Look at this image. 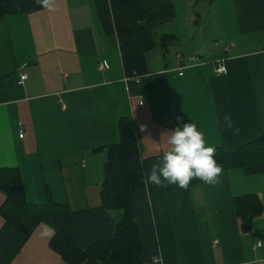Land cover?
<instances>
[{"label":"crops","instance_id":"crops-1","mask_svg":"<svg viewBox=\"0 0 264 264\" xmlns=\"http://www.w3.org/2000/svg\"><path fill=\"white\" fill-rule=\"evenodd\" d=\"M170 1L174 10L175 2L193 7L185 34L162 33L177 38L173 60L147 53L138 83L125 82L118 44L104 35L92 0H55L52 10L0 18V169L18 170L28 203L67 205L81 248L112 234L118 212L103 209L99 193L122 117L139 130L142 159L168 150L177 116L226 153L264 134V0ZM221 59L226 72L218 75L213 63ZM222 169L214 186L163 192L145 183L135 194L136 264H264V173ZM251 194L262 214L243 232L233 199ZM4 200L0 192V208ZM41 225L25 236L0 214V264H68Z\"/></svg>","mask_w":264,"mask_h":264},{"label":"trees","instance_id":"trees-1","mask_svg":"<svg viewBox=\"0 0 264 264\" xmlns=\"http://www.w3.org/2000/svg\"><path fill=\"white\" fill-rule=\"evenodd\" d=\"M212 1V0H208ZM100 27L107 38L116 40L126 78L147 74L145 56L155 47L156 30L175 17L170 0H92ZM34 0H0V18L14 14H32L42 10ZM174 35L158 36V48L165 59L175 45ZM118 140L106 148L107 157L100 185L101 207L118 212L111 237L103 242L81 248L74 239L72 211L67 205L47 201L43 205L28 203L24 197L21 176L17 169H0V192L5 196L0 214L5 222L31 235L43 223L56 231L49 248L68 264H83L92 260L100 264H136L141 252L137 223L131 213L135 194L145 188L146 174L163 154L142 159L138 151L140 133L131 120L122 117L116 126ZM217 163L226 169H241L245 174L264 173V134L234 152L215 148ZM202 181L193 179L189 185ZM150 183V182H149ZM163 192L179 190L176 185L156 186ZM235 217L243 232L251 229L254 219L262 214V204L256 195L233 199Z\"/></svg>","mask_w":264,"mask_h":264},{"label":"clouds","instance_id":"clouds-1","mask_svg":"<svg viewBox=\"0 0 264 264\" xmlns=\"http://www.w3.org/2000/svg\"><path fill=\"white\" fill-rule=\"evenodd\" d=\"M34 2L48 10L55 7V0H34ZM176 119L178 126L167 133L169 148L158 163L151 165L145 182L163 188L176 185L185 191L189 189L193 179H199L207 185L218 184L223 169L214 158L215 148L205 146V135L198 130L196 123L180 125L182 117L177 116ZM224 124L229 129L233 128L230 116L225 115ZM141 130H144V126ZM235 131L238 133L239 129L236 128ZM40 227L41 237L50 238L55 234L56 229L50 224L43 223Z\"/></svg>","mask_w":264,"mask_h":264},{"label":"rangeland","instance_id":"rangeland-1","mask_svg":"<svg viewBox=\"0 0 264 264\" xmlns=\"http://www.w3.org/2000/svg\"><path fill=\"white\" fill-rule=\"evenodd\" d=\"M186 1H190V0H186ZM193 2H197L196 0H192ZM203 1H207V0H203ZM186 3V2H185ZM199 5L203 6V3L200 2ZM192 6H190L188 9L183 5H179L178 2H175V20L172 23L169 24H163L162 26H160L157 30H156V34L154 36V40H155V47L154 49L150 52L149 57H153V55H157L159 54V48H158V36L161 35L162 33H170L172 31L178 33H181V37L184 36L185 34V30L186 28L183 26V23H185V19H187L188 15L190 12V10H192L191 8ZM201 7V6H200ZM192 12V11H191ZM181 21V22H180ZM176 48H178V45L175 44L172 47H170L168 49V52L166 54V59L171 61L173 60V56L175 54Z\"/></svg>","mask_w":264,"mask_h":264},{"label":"built area","instance_id":"built-area-1","mask_svg":"<svg viewBox=\"0 0 264 264\" xmlns=\"http://www.w3.org/2000/svg\"><path fill=\"white\" fill-rule=\"evenodd\" d=\"M225 52H226V53H229V52H230L229 48L226 47V48H225ZM176 58H177V59H180L181 56H180L179 54H177V55H176ZM224 61H225V59H221V60H218V61H216V62L213 63L214 71H215L216 74H218V75H222V74H224V73L226 72V68H225V66H224ZM98 69H99V70H103V69H104L103 65H99V66H98ZM26 79H27L26 74H24L23 72L20 73V74H19V77H18L17 85H18V86H22V85L24 84V82L26 81ZM138 81H139V77H131V78H126V79H125V82H134V83H138ZM139 104L141 105L142 103L139 102ZM259 247H260V244L257 243V244L253 247V249H254V250H257ZM256 264H259V263H256Z\"/></svg>","mask_w":264,"mask_h":264}]
</instances>
